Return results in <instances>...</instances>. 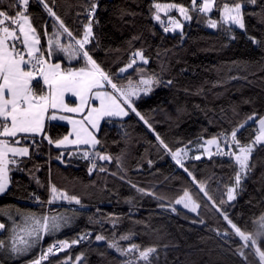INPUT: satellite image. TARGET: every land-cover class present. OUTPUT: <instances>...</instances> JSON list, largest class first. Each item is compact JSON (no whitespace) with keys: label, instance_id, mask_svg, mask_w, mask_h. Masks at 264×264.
<instances>
[{"label":"trees","instance_id":"16d2710c","mask_svg":"<svg viewBox=\"0 0 264 264\" xmlns=\"http://www.w3.org/2000/svg\"><path fill=\"white\" fill-rule=\"evenodd\" d=\"M48 2L74 35L81 36L88 21L86 7L89 0ZM95 2L99 5L93 26L95 39L88 45L93 49L94 59L106 70L116 73L128 62L133 51L143 49L150 60L145 66L148 74H155L160 79L159 85H153L150 96L143 95L135 101L137 110L148 120L152 130L134 113L122 120L103 122L97 134L101 140L97 149L114 158L112 163H97L109 169L105 173L97 169L89 175L90 162L86 166H64L40 156L23 159L20 167L25 171L13 167L9 188L0 196V213H3L0 222L10 226L12 221L8 214L15 216L17 211L59 214L76 209L69 225L42 241L43 249L57 240L71 242L88 232L92 236L78 245H71L58 256L49 257L56 264L69 255L72 258L69 264H73L75 257L81 254L80 264H121L126 257L108 248L106 241L94 239L95 235L103 234L110 241L114 233L116 237L134 233L130 240L120 241L122 247L131 243H137L141 248L156 247L154 264H244L235 252L238 238L234 234L222 235L226 229L231 233V229L211 207V202L206 197L201 199L203 193L194 196L201 204L199 215L174 205V199L182 194V190L198 193L199 189L160 146L156 134L173 151L187 146L189 159L184 162L185 166L198 181L205 182L217 204L221 199L226 201L219 206L238 225L250 226L251 218L264 213V145L253 150L249 160L252 170L244 174L246 178H242L232 202H227L226 186L234 184V160L215 154L199 160L192 158L203 156L199 145L205 139L230 132L254 112L264 116V13L261 11L264 0H258L256 6L246 5L248 14L245 15L244 30L232 27L233 31L228 32L229 26L219 22V13L214 9L210 17L218 20L217 28L209 29V17L190 12L193 19L184 22L183 35L165 34L151 19L152 0ZM175 2L189 4V0ZM228 2L232 3V0ZM29 13L41 34L45 24L48 31H52L53 19L38 0H30ZM135 36L140 38L133 40ZM249 37L255 38L257 43ZM41 44H45L43 35ZM52 60L61 62L62 67L82 66L78 61H72L70 65L62 54L53 56ZM133 78H136L134 73ZM169 80L171 84L167 83ZM257 128V124L246 126L240 130L238 138L242 143H249ZM46 132L53 139H61L68 134V128L49 124ZM225 150L228 149L225 147ZM118 156L123 158L124 172L116 167L115 157ZM110 172H117L125 179L110 175ZM50 183L80 197L84 207L65 202L45 205L42 209L34 196L46 201ZM132 184L154 194H164L168 199L160 201L139 193ZM161 204L165 207H160ZM170 204L176 207V212L170 210ZM66 214L71 216L72 212ZM201 219L203 224L192 222ZM111 220L118 221L115 228ZM216 230L221 235H217ZM3 235L0 233V237ZM226 240L229 243H225ZM40 251L41 247H37L29 256L20 259L0 254V264H26L38 257Z\"/></svg>","mask_w":264,"mask_h":264},{"label":"snow or ice","instance_id":"6c2138e0","mask_svg":"<svg viewBox=\"0 0 264 264\" xmlns=\"http://www.w3.org/2000/svg\"><path fill=\"white\" fill-rule=\"evenodd\" d=\"M38 2L53 19L51 32L48 31L47 24L44 25L42 34L34 26L29 13L30 0H0V194L9 188L10 172L13 171V167L17 171H25L20 167L24 163L22 158L30 157V148L33 146L39 147L41 141L37 140V137L47 140L48 144L54 145L57 149H62L57 157L61 163H64L63 157L66 154L64 150L72 146V150L68 151L67 155L71 156L73 152H80L81 158L90 161L88 173L92 175L97 169L101 173L109 172L105 165H97V160L112 163L114 159L96 147L101 144L97 133L100 131L102 122L111 121L113 118L123 119L134 113L152 130L148 120L135 105V101L141 94L148 95L153 85L160 83L158 76L148 74L145 66L150 63V60L144 54V50L133 51L128 62L116 73H112L94 59L91 54L93 49L88 47L95 39L93 26L95 12L99 6L95 0H89L87 4L88 21L84 24L82 35L79 37L65 25L48 0H38ZM257 3L258 0H232V3L228 0H219V2L218 0H189V4L185 5L176 3L175 0H165V2L152 0L149 11L151 19L160 25L165 34H175L179 30L183 35L184 21L193 19L190 12L207 15L215 8L219 13V22L229 25L227 31L232 32L233 25L241 30L246 28L245 15L248 14L246 5L256 6ZM261 11L264 13V7ZM173 12L177 15H171ZM262 22H264V16H262ZM207 25L215 29L218 26V20L209 17ZM42 35L45 38L43 46ZM139 38L135 36L133 40ZM231 38L235 39V36ZM249 38L253 40V43H257L255 38ZM58 54H63L70 65L72 61H78L82 66L62 67L60 62L52 60L53 56ZM133 73L136 75L135 79ZM167 83L171 84L172 81L169 80ZM66 97L75 99L68 100ZM51 121H66L71 125V132L61 139L51 138L46 132ZM253 124H258L254 138L249 143H242L238 133L246 126L252 127ZM156 140L171 155L172 160L191 177L193 184L199 189L198 193L188 189L182 190V194L174 199V205H181L189 212L199 215L198 209L201 204L194 196L203 193L201 199L206 197L211 202V207L219 212L231 229V233L226 229L222 235L228 237L234 234V237L238 238V242H235V252L243 259L244 264H264V213L251 218L250 226L238 225L219 206L226 201L221 199L217 204L205 182L198 181L183 163L188 155L187 146L173 151L158 134H156ZM259 144H264V116H258L254 112L243 122L234 126L230 132L205 139L204 143L199 145L209 156L222 155L234 160L236 167L234 184L226 186L227 202L236 199V190L241 186L242 178H246L244 174L252 170L249 160L254 146ZM211 146H215L214 153L211 151ZM192 158L199 160L201 155H195ZM115 161L119 171L124 172L123 158L115 157ZM151 163L149 161V165ZM109 174L119 176L117 172ZM119 178L124 180L125 176H119ZM36 182L40 183L38 179ZM131 186L137 192L154 196L157 200L168 199L164 194H154L135 184ZM48 191L49 198L46 201H41L39 196H34V200L42 209L45 205L65 202L69 205L84 207L80 197L69 194L67 190L58 188L53 183L49 184ZM174 205H169L172 212L177 211ZM160 207L163 208L165 205L161 204ZM67 211H71L72 215H67ZM8 215L12 221L10 226L0 222V233L4 234L0 237V254L7 255L10 259H20L29 256L37 247H41L39 256L27 261L26 264H43L45 261L48 264H56L49 257L58 256L71 245H78L92 236L88 232L71 242L57 240L48 245L45 250L42 247V241L46 237L55 236L63 227L69 225L76 215V209L65 210V213L59 214L51 211H42L39 214L36 212L25 214L17 211L15 216L11 213ZM110 222L115 228L118 221ZM192 222L204 223L202 219L192 220ZM245 224L248 225L249 222L246 221ZM216 231L217 235H221L219 230ZM132 235L134 233L116 237L114 233L112 239L108 241L105 235L97 234L94 239L106 241L108 248L126 257L121 264H141V262L154 264L156 257L153 254L157 252L156 247L141 248L137 243H131L126 248L121 246L120 241L130 240ZM225 243L229 241L226 240ZM246 249L248 251H245ZM250 256L253 257L252 260L249 259ZM71 259L69 255L63 258L60 264H69ZM82 259L83 254L77 255L73 264H80Z\"/></svg>","mask_w":264,"mask_h":264},{"label":"crops","instance_id":"0c3cea01","mask_svg":"<svg viewBox=\"0 0 264 264\" xmlns=\"http://www.w3.org/2000/svg\"><path fill=\"white\" fill-rule=\"evenodd\" d=\"M66 99L74 100L75 98L66 97ZM112 120H122V119L113 118ZM102 123H101V126H102ZM49 124H58V125L66 126L68 128V133L71 132V125L67 124L66 121H51L49 122ZM37 140L41 141L39 144V147L33 146L32 148H30V157H33V156L45 157V158L54 160L64 166H67V165L68 166H86L87 163L90 162L89 160H85L81 158L80 152H73L71 156L67 155V152L72 150V146H69L68 149L64 150L66 152L65 156L63 157L64 163H61L60 159H58L57 157H58V154L62 151V149H57L54 145L48 144L47 140H42L40 137H37ZM80 147L84 148L86 146H80ZM25 158H29V157H25ZM25 158H22V159H25ZM7 190L3 194H0V196H3L7 192Z\"/></svg>","mask_w":264,"mask_h":264},{"label":"rangeland","instance_id":"374dc122","mask_svg":"<svg viewBox=\"0 0 264 264\" xmlns=\"http://www.w3.org/2000/svg\"><path fill=\"white\" fill-rule=\"evenodd\" d=\"M215 9V8H214ZM214 9H213V11L211 12V13H209V14H207V15H205V14H203L204 16H206V17H210L212 14H213V12H214ZM163 15V14H162ZM171 15H177V13H175V12H173V13H171ZM182 19V18H181ZM184 22H188V21H184ZM226 26H229V25H227V24H225ZM232 27H234V28H236V29H239L238 27H236V26H232ZM209 29H211V30H213V28H210L209 27ZM239 30H241V29H239ZM177 33H179L180 34V31L178 30L177 31ZM58 55H60V54H58ZM58 55H55V56H58ZM63 55V54H62ZM61 63V62H60ZM62 65V64H61ZM152 91H153V88H152ZM151 91V92H152ZM151 92L148 94V95H144L145 97H148V96H150L151 95ZM141 96H143V94H141ZM257 127H258V124H257ZM262 145H264V144H259V145H255L254 146V149H256V148H258V147H260V146H262ZM205 147H207V145H205ZM203 149V148H202ZM187 150V149H186ZM188 151V150H187ZM211 151L214 153L215 152V146H211ZM208 157L209 155H208V153H205L204 151H203V156H201V158L202 157ZM189 159V151H188V155H187V157H185V159H184V161H183V163L184 162H186L187 160ZM98 162H102V161H99V160H97L96 161V163H98ZM232 202V201H231ZM178 206H180L181 207V205H178Z\"/></svg>","mask_w":264,"mask_h":264}]
</instances>
